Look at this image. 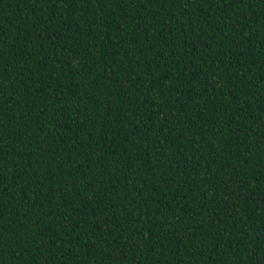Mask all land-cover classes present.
Wrapping results in <instances>:
<instances>
[{
	"label": "trees",
	"instance_id": "16d2710c",
	"mask_svg": "<svg viewBox=\"0 0 264 264\" xmlns=\"http://www.w3.org/2000/svg\"><path fill=\"white\" fill-rule=\"evenodd\" d=\"M0 264H264V0H0Z\"/></svg>",
	"mask_w": 264,
	"mask_h": 264
}]
</instances>
